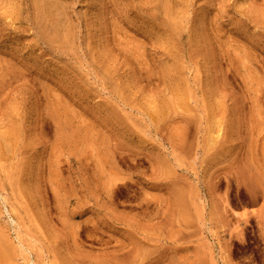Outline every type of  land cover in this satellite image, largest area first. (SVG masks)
I'll return each mask as SVG.
<instances>
[{"label": "rangeland", "instance_id": "obj_1", "mask_svg": "<svg viewBox=\"0 0 264 264\" xmlns=\"http://www.w3.org/2000/svg\"><path fill=\"white\" fill-rule=\"evenodd\" d=\"M0 264H264V0H0Z\"/></svg>", "mask_w": 264, "mask_h": 264}]
</instances>
